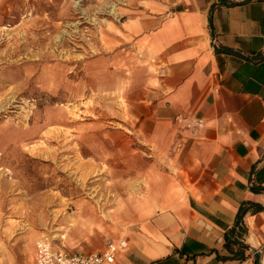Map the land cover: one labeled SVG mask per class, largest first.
<instances>
[{
	"label": "crops",
	"instance_id": "0c3cea01",
	"mask_svg": "<svg viewBox=\"0 0 264 264\" xmlns=\"http://www.w3.org/2000/svg\"><path fill=\"white\" fill-rule=\"evenodd\" d=\"M103 3L114 18L103 62L89 67L98 65L118 133L139 149V193L126 197L131 169L113 158L119 199L103 218L86 210L93 233L69 252L100 253L110 238L126 243L112 264H264V0ZM243 202L261 209L243 217L238 261L224 234ZM14 233L0 240V264H36L37 239Z\"/></svg>",
	"mask_w": 264,
	"mask_h": 264
},
{
	"label": "rangeland",
	"instance_id": "374dc122",
	"mask_svg": "<svg viewBox=\"0 0 264 264\" xmlns=\"http://www.w3.org/2000/svg\"><path fill=\"white\" fill-rule=\"evenodd\" d=\"M109 8L103 0L0 5V240L15 232L79 249L93 233L81 224L86 210L103 218L119 199L115 157L131 169L126 197L139 193V149L118 133L98 65L89 67L103 62Z\"/></svg>",
	"mask_w": 264,
	"mask_h": 264
},
{
	"label": "built area",
	"instance_id": "2783aa9c",
	"mask_svg": "<svg viewBox=\"0 0 264 264\" xmlns=\"http://www.w3.org/2000/svg\"><path fill=\"white\" fill-rule=\"evenodd\" d=\"M126 243L107 241L105 249L100 253H71L54 248L47 237H41L35 244L36 264H112L119 249Z\"/></svg>",
	"mask_w": 264,
	"mask_h": 264
},
{
	"label": "trees",
	"instance_id": "16d2710c",
	"mask_svg": "<svg viewBox=\"0 0 264 264\" xmlns=\"http://www.w3.org/2000/svg\"><path fill=\"white\" fill-rule=\"evenodd\" d=\"M250 209L255 213L261 208L258 205L243 202L238 209L234 226L224 234V248L229 254L226 256L229 259L243 261L246 258L245 250L248 246L244 244L243 239L247 233V228L244 224L243 217ZM232 246L236 247L235 251L231 249ZM217 257L223 260L227 259L219 255ZM254 264H258L257 256H255Z\"/></svg>",
	"mask_w": 264,
	"mask_h": 264
},
{
	"label": "bare ground",
	"instance_id": "6f19581e",
	"mask_svg": "<svg viewBox=\"0 0 264 264\" xmlns=\"http://www.w3.org/2000/svg\"><path fill=\"white\" fill-rule=\"evenodd\" d=\"M111 12H114V8H111ZM55 238H56V236H55Z\"/></svg>",
	"mask_w": 264,
	"mask_h": 264
}]
</instances>
